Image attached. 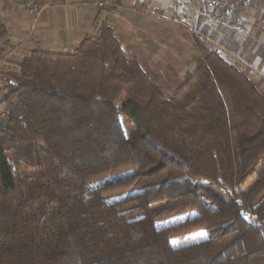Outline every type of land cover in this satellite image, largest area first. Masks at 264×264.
<instances>
[{
  "label": "trees",
  "instance_id": "obj_1",
  "mask_svg": "<svg viewBox=\"0 0 264 264\" xmlns=\"http://www.w3.org/2000/svg\"><path fill=\"white\" fill-rule=\"evenodd\" d=\"M7 36L0 25V43ZM200 51L171 101L106 24L100 39L34 52L6 74L0 264H264V168L242 188L264 160V93ZM201 230L208 240L174 247Z\"/></svg>",
  "mask_w": 264,
  "mask_h": 264
},
{
  "label": "crops",
  "instance_id": "obj_2",
  "mask_svg": "<svg viewBox=\"0 0 264 264\" xmlns=\"http://www.w3.org/2000/svg\"><path fill=\"white\" fill-rule=\"evenodd\" d=\"M29 1L0 0V25L8 31L0 46L15 51L9 65L12 71L34 52L72 53L87 39H100L106 24L168 101L194 72L200 46L247 73L264 93V45L257 43L252 33L264 11L248 14L251 31L243 37L227 25L205 21L197 4L190 5L188 11L195 29V34H190L173 21L182 13L174 0H34L40 5L37 16L27 10ZM6 96L2 93L0 99L5 101Z\"/></svg>",
  "mask_w": 264,
  "mask_h": 264
},
{
  "label": "built area",
  "instance_id": "obj_3",
  "mask_svg": "<svg viewBox=\"0 0 264 264\" xmlns=\"http://www.w3.org/2000/svg\"><path fill=\"white\" fill-rule=\"evenodd\" d=\"M177 10L182 13L175 15L173 21L187 29L190 34H195V29L190 25L188 11L190 5L199 6V16L212 25H227L234 29L239 35L246 37L250 34L249 20L247 18L251 11L261 12L264 9V0H174ZM100 6H103L101 4ZM27 10L38 15L40 5L32 0L27 4ZM15 51L0 46V94L9 93V84L5 81L10 70V59ZM10 118V110L5 102L0 99V130L6 128Z\"/></svg>",
  "mask_w": 264,
  "mask_h": 264
},
{
  "label": "rangeland",
  "instance_id": "obj_4",
  "mask_svg": "<svg viewBox=\"0 0 264 264\" xmlns=\"http://www.w3.org/2000/svg\"><path fill=\"white\" fill-rule=\"evenodd\" d=\"M263 11H264V9H263ZM253 29H254V31L252 33L254 34V38L257 41V43H261V45H264V17L259 23H257L255 25V28L253 26L252 30ZM123 121H124V127H125L126 134L130 135L133 131V127L128 121H126V120H123ZM263 168H264V160L258 165V167L254 171L252 176L248 179L247 183L242 188L245 190L247 188H251L253 183L256 182V178H257L258 173ZM132 175H133V171H131V170L121 171V172H118L114 175L108 176L106 178L91 182L89 184V186H90V188L95 189V188H98L102 185L113 183V182L128 178ZM202 185L206 189H208L209 191H211V192H213L219 196L224 197V194L222 193V191L217 189L214 185L209 184V183H205V182H202ZM140 193H141L140 190H136V191H132V192H125V193L118 194V195L113 196V197H109V198H107V201L109 203H115V202L123 201V200H126L128 198L137 196ZM182 220H183L182 217L173 218L171 220H167L165 222L159 223L158 227L162 228L164 226H168V225L172 224L173 222H180ZM201 233H203V235H200ZM208 238H209L208 231L207 230H201V231H196V232H193L190 234H186L183 236L176 237L172 240V243H173L175 248H182V247H186V246H190V245H194V244L206 241V240H208Z\"/></svg>",
  "mask_w": 264,
  "mask_h": 264
},
{
  "label": "snow or ice",
  "instance_id": "obj_5",
  "mask_svg": "<svg viewBox=\"0 0 264 264\" xmlns=\"http://www.w3.org/2000/svg\"><path fill=\"white\" fill-rule=\"evenodd\" d=\"M200 235H203V233H201Z\"/></svg>",
  "mask_w": 264,
  "mask_h": 264
}]
</instances>
